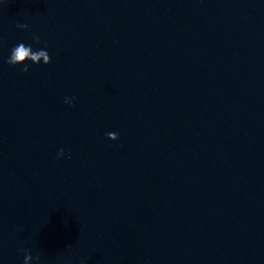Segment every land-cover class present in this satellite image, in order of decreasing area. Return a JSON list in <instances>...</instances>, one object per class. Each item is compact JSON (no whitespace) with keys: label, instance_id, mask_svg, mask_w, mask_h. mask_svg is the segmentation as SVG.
Masks as SVG:
<instances>
[{"label":"clouds","instance_id":"9594fccd","mask_svg":"<svg viewBox=\"0 0 264 264\" xmlns=\"http://www.w3.org/2000/svg\"><path fill=\"white\" fill-rule=\"evenodd\" d=\"M16 27L18 29L27 30L29 28V25L27 23H23V24L18 23L16 24ZM40 39L41 38L38 35H33V40L36 43H40ZM41 60H43L44 65H48L51 62L50 55L46 50L33 51L30 45H25L24 43L21 42L11 49L10 55L6 63L9 66H13V67L16 65H24L21 71L27 73L29 71V66L26 63L27 61H31L33 64H39ZM65 103L71 105L72 99L66 97ZM107 136L109 139L113 141L119 139L118 133L110 132V133H107ZM63 156H64V149H61L57 153V158H62ZM21 251L24 252V264H30V262L33 260L31 251L26 250V249H21ZM35 260L39 262L40 256L37 255L35 257Z\"/></svg>","mask_w":264,"mask_h":264}]
</instances>
